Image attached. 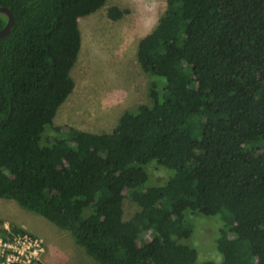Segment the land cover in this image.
Here are the masks:
<instances>
[{
    "label": "trees",
    "instance_id": "trees-1",
    "mask_svg": "<svg viewBox=\"0 0 264 264\" xmlns=\"http://www.w3.org/2000/svg\"><path fill=\"white\" fill-rule=\"evenodd\" d=\"M106 2L0 0L14 18L0 39V200L98 264H195L186 213L219 217L220 264H264V0H166L136 55L157 81L148 103L110 133L54 127L75 87L78 20ZM151 163L172 172H150L164 185L148 184ZM125 199L139 208L128 221Z\"/></svg>",
    "mask_w": 264,
    "mask_h": 264
},
{
    "label": "rangeland",
    "instance_id": "rangeland-1",
    "mask_svg": "<svg viewBox=\"0 0 264 264\" xmlns=\"http://www.w3.org/2000/svg\"><path fill=\"white\" fill-rule=\"evenodd\" d=\"M112 6L126 8L129 14L112 21L107 16V9ZM165 7L166 0H107L100 10L78 20L81 48L71 70L75 87L57 110L54 127H70L93 134L110 133L124 111L148 103L149 87L157 81L141 70L136 55L139 41L156 26ZM151 165L153 163L146 166L151 186L154 182L150 179V172L157 183L172 175V172L154 166L149 171ZM165 183H155L154 186ZM138 209L137 205L125 199L123 219L130 220ZM24 215L30 213L13 201L0 200V229L3 221L16 224ZM186 220L192 224L193 234L185 244L196 249L195 264L205 261L220 264L222 258L215 249V240L222 226L219 217L186 213ZM86 257L93 261L92 264H98L88 255ZM65 264L75 263L69 260Z\"/></svg>",
    "mask_w": 264,
    "mask_h": 264
},
{
    "label": "crops",
    "instance_id": "crops-1",
    "mask_svg": "<svg viewBox=\"0 0 264 264\" xmlns=\"http://www.w3.org/2000/svg\"><path fill=\"white\" fill-rule=\"evenodd\" d=\"M13 228L26 231L43 240L45 251L41 261L35 264H65L69 260L75 264H92L93 262L87 259V254L85 255L77 249L75 242L68 233L58 230L34 214L24 215L16 224L3 221L0 236L3 230L6 232V229Z\"/></svg>",
    "mask_w": 264,
    "mask_h": 264
},
{
    "label": "built area",
    "instance_id": "built-area-1",
    "mask_svg": "<svg viewBox=\"0 0 264 264\" xmlns=\"http://www.w3.org/2000/svg\"><path fill=\"white\" fill-rule=\"evenodd\" d=\"M43 253V240L26 231L6 229L0 236V264H35Z\"/></svg>",
    "mask_w": 264,
    "mask_h": 264
},
{
    "label": "water",
    "instance_id": "water-1",
    "mask_svg": "<svg viewBox=\"0 0 264 264\" xmlns=\"http://www.w3.org/2000/svg\"><path fill=\"white\" fill-rule=\"evenodd\" d=\"M0 13L4 14L7 17V23L4 26L3 29L0 30V39L5 37L11 30L13 24H14V18L12 12L5 8V7H0Z\"/></svg>",
    "mask_w": 264,
    "mask_h": 264
}]
</instances>
